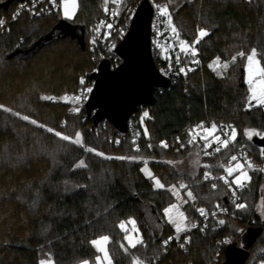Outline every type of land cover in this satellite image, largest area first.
I'll list each match as a JSON object with an SVG mask.
<instances>
[{"label": "trees", "instance_id": "16d2710c", "mask_svg": "<svg viewBox=\"0 0 264 264\" xmlns=\"http://www.w3.org/2000/svg\"><path fill=\"white\" fill-rule=\"evenodd\" d=\"M78 1V11L70 21L85 27V49L72 36L43 40L42 47L33 48L62 19L61 7L37 18L10 19L0 32V264H40L48 257L55 264H94L99 252L90 242L102 235L110 237L112 264H132L134 256L147 264H212L217 253L214 264H223L229 246L222 244L223 238L232 237L234 243L243 245L242 236L250 228L260 231L248 247L245 264H257L264 251V218L256 208L264 184V171L259 170L264 161V138L249 140L244 132L255 129L264 133V106H248L244 72L253 48L264 67V0H190L176 8L166 0L174 26L196 46L200 65L171 87L158 88L157 102L132 115L141 132L137 138L130 132L122 138L108 120L95 127L84 110L73 114L66 104L42 99L78 90L80 77L90 81L87 72L97 65L90 38L103 16L105 0ZM15 3L8 10L0 7V17L9 16ZM124 19L125 10L117 27ZM198 29L209 34L194 43ZM58 34L61 32L55 30V37ZM16 50L19 53L9 57ZM239 52L245 56H237L233 62ZM214 60L228 64L221 75L211 67ZM145 109L149 113L142 119ZM196 122L208 127L234 122L236 141L214 158H206L197 142H188L186 128ZM76 129H81L85 147L55 136L61 132L71 137ZM163 140L169 143L167 148L160 146ZM240 144L251 145L254 158L251 180L242 190L244 209L230 204V188L222 180L213 189L203 179L209 170L220 175L223 168L218 163L226 164ZM195 152L200 158L193 174L169 163ZM81 160L86 167L77 168ZM145 161L164 189L155 188L154 181L143 173ZM180 183L188 185L196 198L184 203L189 222L200 219L197 209L201 206L211 209L222 204L231 210L222 216L224 224L218 229L189 232L191 241L184 248L174 239L176 232L164 215V209L175 201L167 189ZM188 189L181 190L185 200ZM131 219L142 233L143 244L136 248L128 246L126 233L119 227ZM154 225H160L159 234L153 231ZM169 237L173 239L165 247L163 242Z\"/></svg>", "mask_w": 264, "mask_h": 264}, {"label": "built area", "instance_id": "2783aa9c", "mask_svg": "<svg viewBox=\"0 0 264 264\" xmlns=\"http://www.w3.org/2000/svg\"><path fill=\"white\" fill-rule=\"evenodd\" d=\"M141 0H132L125 9V19L123 22L117 27V23L119 20V16L121 15L120 11L117 8V5L121 3V0H105L104 5V13L101 19L97 22L94 29L91 32V39L92 43L90 45L91 49L97 53L98 56V62L103 57H109L112 62V66L116 67L121 63V58L114 53V49L117 46L118 42L121 40V38L124 36L126 31L128 30L130 26V22L132 17L134 16L137 6ZM15 5L12 8L9 16L0 17V20L4 21L3 25H0V32H2L4 29L8 27V21L10 19H16L23 15H27L31 18H37L43 15L52 14L56 11H58L61 7L60 0H55V3L52 2V0H37V2L34 4L33 0H21V1H15ZM153 9L154 14L152 18L151 23V51L152 55L155 59V62L160 70V72L165 75L166 77L171 79V83L177 82L180 78L185 77L187 74H189L192 71H187L188 68L196 69L200 65V58L198 56V50L196 46L193 43H190L186 41L179 33V37H176L175 34L171 31V26L167 23V17L161 16L159 13V10L157 8V5L160 6H167V8L170 9V5L168 1L166 0H150ZM43 9V11H41ZM17 13H19L17 15ZM33 13H39V15L33 14ZM115 13V15H114ZM171 14V9H170ZM101 21L104 23L101 24ZM111 24L112 27L109 28L108 25ZM172 25L173 21H172ZM178 30V29H177ZM179 32V31H178ZM120 35V39L118 40L117 35ZM183 40L186 42L187 45H190L187 52H182L180 49V41ZM195 50L196 55H192V50ZM177 56H179V63H177ZM97 62V64H98ZM198 62V63H197ZM180 68H185L186 74L181 73L179 71ZM94 69H97V65ZM93 69V70H94ZM91 71H88L87 73L90 74ZM83 84L81 89L77 94H70L69 100L73 99V97L79 96L80 99L78 100L83 107H85V104L90 97L91 91L93 89L94 80L91 79L90 81L87 80L85 76L82 77ZM88 89H91V91H88ZM161 89V88H159ZM252 106H256L258 104L251 103ZM249 106V104H248ZM251 106V107H252ZM201 124V122H196L194 124L189 125L186 128V134L188 135L189 140L191 137L189 136V130L195 129L197 125ZM218 131L215 133V135H220L221 138H226V134L229 132L228 126L234 127L237 130L238 133V127L234 122L230 123H218ZM205 126V125H204ZM219 126H223V128H219ZM208 127V126H205ZM119 136H122V138L130 132L132 135H134L136 138L141 135V132L137 128V124L134 120L130 118L129 120V126H128V132L127 133H121L117 129ZM193 135L196 136V140L194 142H197L199 145V152L202 156L206 158H214L218 153H214L213 155H205L204 152L207 151L209 153H212L214 148L217 146L216 142L212 137H209L210 140H212L211 147L205 149L204 148V140H202L200 137L204 135L202 129H198L197 131L193 132ZM163 142H166L169 146V143L165 140ZM231 144V143H230ZM138 149V146L136 147ZM225 148H221V151H223ZM220 151V152H221ZM253 147L251 145L247 144H240L236 147V149L233 151L232 155H236L238 157V160H242L245 162L250 161L253 162L254 158L252 155ZM219 152V153H220ZM230 156V157H231ZM230 157L226 164L219 162L218 167L220 165H225L230 161ZM233 164L235 162H232ZM260 171H264V161L259 166ZM211 174L210 179L205 180L204 175L203 179L205 181L210 182V186L212 187V184L215 183L217 185V182L219 181L218 177L226 175L224 172V169H222V172L220 175L216 174L214 171L209 170L207 171ZM232 177H229V182L231 183ZM235 190V197L233 196L232 192ZM243 189H237L235 185L232 186L230 189L229 194V201L230 204L236 207L237 203H244L243 195H242ZM199 208H204L206 210L207 215L201 216L199 212L197 213L200 216V219L190 221L192 223L197 224L196 228L191 229L193 230H205V229H212L216 230L218 229L222 224L219 223L222 219V216L225 214H228L230 210V206H225L222 204H217L215 207L209 209L205 206H201ZM215 213V215H212V213ZM189 232L183 235L184 233L179 234V239L176 240L177 243L181 244L184 242L185 237H190ZM166 241V240H165ZM224 241H228V243H224ZM233 243L232 237L226 236L222 240L223 245H230ZM143 264H147L145 261H143ZM189 264H193L190 262ZM257 264H264V251H262V257L258 260Z\"/></svg>", "mask_w": 264, "mask_h": 264}, {"label": "water", "instance_id": "95a60500", "mask_svg": "<svg viewBox=\"0 0 264 264\" xmlns=\"http://www.w3.org/2000/svg\"><path fill=\"white\" fill-rule=\"evenodd\" d=\"M15 1L21 0H5L0 2V7L8 10ZM153 14L150 0H141L128 30L114 49V53L121 58V63L113 67L111 59L103 57L99 60L97 69L90 72L94 85L85 110L86 117L92 120L93 126H99L102 121L108 120L119 132L127 133L132 115L142 107L152 106L157 102L158 88L171 87V79L160 72L151 51ZM55 30L61 32L57 37L54 35ZM59 36L78 37L82 49L86 48L85 27L64 18L35 41L33 48L42 47L43 40L51 42ZM17 53L19 50L12 52L9 57ZM259 231L256 229L254 235H249L243 245L234 242L230 244L223 264H245L250 254L248 247L256 240Z\"/></svg>", "mask_w": 264, "mask_h": 264}, {"label": "snow or ice", "instance_id": "6c2138e0", "mask_svg": "<svg viewBox=\"0 0 264 264\" xmlns=\"http://www.w3.org/2000/svg\"><path fill=\"white\" fill-rule=\"evenodd\" d=\"M37 2V0H33V3L35 4ZM53 3H55V0H52ZM251 2V0H250ZM71 6L72 11H69V7ZM63 7H64V16L65 18L71 19L75 8H76V0H63ZM157 8L159 10V13L161 16H166L167 17V23L171 26V31L173 34H175L176 37H179V32L177 30V28L172 25V17L171 14L168 11L167 6H160L157 5ZM43 11V9L41 10ZM19 13H17L18 15ZM36 15H39V13H33ZM115 15V13H114ZM104 22L101 21V24H103ZM4 21L0 20V25H3ZM109 28L112 27L111 24L108 25ZM208 31L205 29H198V38L194 41V43H199V40L202 39L203 37H206L208 35ZM189 47H191L190 45H187L185 41L181 40L180 41V49L182 52H187ZM192 55L195 56L196 52L193 49L192 50ZM237 56L239 57H244L245 53L244 52H239L237 53L236 56L232 57V61L235 62ZM258 53L256 49H251L250 54L247 55V63H248V67H249V80H248V84H249V92L250 95L248 96V104L249 107L252 106L251 102L252 101H256V103L258 105H262L264 106V67H259L260 61L259 59H257ZM177 63H179V56H177ZM198 63V62H197ZM256 65V73H258L261 76V81H260V87H259V95H257V90L253 87V80L251 79L253 72H252V66ZM222 67L224 69L228 68V64L224 63L222 65ZM194 69L192 68H188L187 71H193ZM179 71L181 73H185L186 74V70L185 68H180ZM81 83H83V79H81ZM88 91H91V89H88ZM42 99L48 100V99H54L53 97H48V96H44L42 97ZM65 99H67V97H65ZM74 100L78 101L80 99L79 96L77 97H73ZM3 107V106H0ZM5 111H11V109H4ZM73 111L78 112L79 109L78 108H74ZM13 115H17L19 116V113H13ZM148 113L145 112L144 113V117H147ZM24 120H29V117L27 116H23L21 117ZM143 119V117H142ZM31 123L36 124L37 122L35 120H31ZM41 127H43V125H40ZM219 128H223V126H219ZM229 128V132L226 134V138H221L220 135H215V133L218 131V125L215 123H212L210 127H205L203 123L199 124L196 126L195 129H190L189 130V136L191 137V139L188 141L190 144L193 143L196 140V136L193 135V132L197 131L198 129H202L204 135H202L200 138L202 140H204V148L207 149L209 147H211L212 144V140L209 139V137H212V139H214V141L216 142L217 146L214 148L212 153H209L207 151L204 152L205 155H213L214 153H219L221 151V148H228L230 143H233L236 141V137H237V130L234 127L228 126ZM48 132H53V129L48 128L47 129ZM244 135L249 139H253L254 136H259L261 138H264V133L262 132H258L255 129H247L244 132ZM55 136H57L59 139L63 140V141H67L70 142L72 144L75 145H79L81 147H83L82 144V135L80 132H76L75 133V137H70L68 135H64L61 132H55ZM118 143V141H117ZM161 147L167 148L168 145L166 142H161ZM149 147H152V145H149ZM181 147H183V145H181ZM88 152H94L96 155L98 156H104V153L102 152H97L95 149L93 148H86L85 149ZM138 150V149H137ZM261 154L264 155V148L261 149ZM107 159H112L113 157H105ZM116 159H137L136 157H115ZM232 162H235V164H233ZM145 163H147V161H145ZM171 163V162H169ZM195 163H198V161H196ZM77 168L80 167H86V164L83 160L79 161L76 165ZM204 167H208V165H205ZM221 168L224 169V172L226 173V175L224 176H220L218 177L219 180H222L223 183L225 185H227L230 189L232 188L233 185L236 186L237 189H243L246 184L248 182H250L251 177L248 176L247 171H245V165L243 163H241L238 160V157L236 155H232L230 157V161L227 164V166L225 165H220ZM247 168L248 169H252L253 165L250 161L247 162ZM142 171H144V169H142ZM234 173H239L238 175L234 176ZM150 178H152L154 180V186L157 189H164L165 185L163 183H161L159 178H155V177H151V174L149 173ZM211 174L209 172H205L204 173V179L208 180L210 179ZM229 177H232L231 183L229 182ZM217 187V185L215 183L212 184V188L215 189ZM183 189H188V185L180 183L179 184V190H183ZM168 191H171L173 193L174 196H179V191L177 189L176 185H172L170 187H168L167 189ZM233 196L235 197V190H233L232 192ZM186 196L188 199L183 200V203H188L189 200H195V196L193 195V192L188 189L186 192ZM237 208L240 209H244L246 207V205L244 203H237L236 204ZM197 211L199 212V214L201 216H206V210L204 208H198ZM164 215L167 217V220L170 224L174 225L175 227V232H176V237L175 239H179V234L180 233H184V232H189L191 231V229L196 228L197 224L189 222L188 217L185 215V213L183 211H180V205L179 204H171L169 207L164 209ZM212 215H215V213L213 212ZM128 223H131L133 225V229L132 231H138L135 228V221L131 220ZM220 224H224L223 220L219 221ZM119 227L121 228V230L125 231L126 235L124 237V239L127 241L128 246L130 248H136L138 244L142 245L143 244V239L141 237L138 236H134L132 235L129 230L126 228L125 222H121ZM173 239V237H169L168 240L164 241L163 244L166 247L167 244ZM110 237L109 236H101L97 239L92 240L90 243L93 245V247L97 250V252L102 253V256L98 255L95 257V264H112L111 258L109 256V253L107 251V243L109 242ZM191 241V237H185L184 242L180 244L181 248H184L185 245L187 243H190ZM224 243H228V241H224ZM121 247L124 248L125 252L129 251V247H125L123 244H121ZM40 264H55V262L51 259V257H48L47 260L42 259L40 261ZM83 264H88V261H84ZM132 264H143V261L140 260L139 257H133L132 260Z\"/></svg>", "mask_w": 264, "mask_h": 264}, {"label": "rangeland", "instance_id": "374dc122", "mask_svg": "<svg viewBox=\"0 0 264 264\" xmlns=\"http://www.w3.org/2000/svg\"><path fill=\"white\" fill-rule=\"evenodd\" d=\"M186 1H190V0H171V7L173 8H176L177 6L181 5L183 2H186ZM128 0H121V3L117 5V8L118 10L120 11V13L125 10L128 6ZM78 6H79V1L76 0V8H75V11H74V14L72 16L71 19H68V18H65L64 16V7H63V0H61V15H62V18L64 19H68V20H72L74 19V17L76 16V13L78 11ZM69 11H72V8L71 6L69 7ZM168 11L170 13V9L168 8ZM92 43V39L90 38V44ZM258 59V57H257ZM224 63H227V62H221L219 60H214L212 63H211V67L213 68V70H215V72L219 75H221L224 71V68L222 67V65ZM256 65H253L252 66V72H253V75L251 77V79L253 80V87L257 90V95H259V87H260V81H261V76L256 73L255 69H256ZM259 67H262L261 64H259ZM83 76L80 77V80H79V84H80V87L78 88V90H66L64 92H62L61 94H48L47 96L48 97H53L54 99H48L47 101H50V102H59V103H62V104H66L68 105V111L70 113H73V114H80L82 110H84L85 112V116H86V110H85V107L82 106V104L79 102V101H76L74 99H70L69 100V95L70 94H77L79 92V90L81 89L82 87V84L81 83V79H82ZM244 80L246 82V86H247V89H248V95H247V99H248V96L250 95V92H249V84H248V80H249V67H248V63H246V66H245V72H244ZM65 97H67V99H65ZM251 103H256V101H252ZM74 108H78L79 111L76 112V111H73ZM147 112L149 113L148 109H145L141 115V117L144 118V113ZM76 132H80L81 135H82V131L81 129H76L75 130V133ZM75 133L71 136V137H75ZM257 136H254L253 139L255 140ZM82 144L83 146L85 147L84 145V142H83V136H82ZM198 158H200V155L197 154L196 152L193 153L192 156H189V157H184L180 160H176V161H171L172 164H174L180 171L182 172H187V173H190V174H193L195 172V169H196V166H197V163H195ZM241 163H243L245 165V171H247L248 173V176L250 177V170L251 169H248L247 168V162L245 161H242V160H239ZM235 164V163H234ZM141 169H144L143 173L150 178L149 176V173L151 174V177H155L157 178L156 176H154V172L152 171V168L151 166L149 165V163H144L141 167ZM239 173H234V176L235 175H238ZM152 179V178H151ZM153 180V179H152ZM154 181V180H153ZM261 198L259 200V202L257 203L256 205V208H257V212L260 214V216L262 218H264V184H261ZM177 189L179 191V196H175V201L172 203V204H179L180 205V211L183 210L184 212V203L182 202L183 200H185L183 194H182V191L179 190V186H177ZM187 192V190H186ZM171 205V204H170ZM169 205V206H170ZM168 206V207H169ZM167 208V207H166ZM131 220H134V219H131ZM130 220V221H131ZM135 221V220H134ZM129 222V221H128ZM128 222H125V225H126V228L129 230V232L134 235V236H138V237H142V233H141V230L140 228L137 226L136 224V221H135V228L138 230V231H132L133 229V225L131 223H128ZM152 229L153 231L156 233V234H159L160 233V225H154V227L152 226ZM256 232V229L254 228H250L248 230H246L242 236V242L245 241V239L249 236V235H254ZM102 236H107V235H102ZM101 237V236H99ZM97 237V238H99ZM96 238V239H97ZM107 251L109 253V250H108V243H107ZM98 255L102 256V253H99ZM109 256H110V253H109ZM111 258V256H110ZM218 258H219V254L217 253L215 255V257L213 258V261H212V264L216 263L218 261ZM44 260H47V259H44ZM53 260V259H52ZM251 260V259H250ZM84 262V261H83ZM83 262H80V263H77V264H83ZM250 262V261H249ZM88 264H91L90 262H88ZM95 264V263H94Z\"/></svg>", "mask_w": 264, "mask_h": 264}, {"label": "crops", "instance_id": "0c3cea01", "mask_svg": "<svg viewBox=\"0 0 264 264\" xmlns=\"http://www.w3.org/2000/svg\"><path fill=\"white\" fill-rule=\"evenodd\" d=\"M181 211H183V210H181ZM185 213V212H184ZM166 217V216H165ZM166 219H167V217H166ZM168 221V220H167ZM172 227H173V229L175 230V227H174V225H172V224H170Z\"/></svg>", "mask_w": 264, "mask_h": 264}]
</instances>
